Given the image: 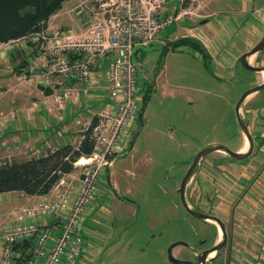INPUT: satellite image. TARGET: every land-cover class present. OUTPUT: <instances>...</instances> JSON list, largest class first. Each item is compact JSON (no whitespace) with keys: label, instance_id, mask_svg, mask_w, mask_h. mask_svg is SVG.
<instances>
[{"label":"rangeland","instance_id":"rangeland-1","mask_svg":"<svg viewBox=\"0 0 264 264\" xmlns=\"http://www.w3.org/2000/svg\"><path fill=\"white\" fill-rule=\"evenodd\" d=\"M77 1L65 0L38 30L85 28L87 19L73 15L72 9L69 12ZM179 2L190 17L161 27L155 42L162 47L134 52L143 92L142 117L136 116L128 129L129 143L135 137L133 147L128 152V143L116 153L107 168L110 174L103 179L105 204L99 212H103L100 219L105 225L94 226L90 218L86 221L94 229L86 231L102 236L95 241L99 243L94 254H86L87 264H176L168 259V248L176 242L172 254L196 264L195 253L222 240L217 224L186 211L177 189L194 156L204 147L219 143L240 151L246 141L243 152L249 148L236 104L264 78L261 71L238 63V58L263 38L264 8H255L252 16L241 8V0H230L228 6V0H170L167 8ZM255 5L264 7V0ZM35 35L36 31L5 42L8 48L16 47L17 55L13 54L5 72L0 70V79L9 74L15 82L41 88L47 95L49 91L36 80H23L21 74L29 64L27 58L37 53ZM5 47L0 43V53ZM263 60L264 48L253 54L250 64L260 66ZM97 90L105 99L92 105L84 96L86 106L81 108L89 117L77 113L74 120L79 122L80 135L65 144L78 145L98 108L106 103L105 87ZM38 101H33L37 108ZM74 106L79 108L80 103ZM239 114L253 138L251 153L238 160L223 150L212 151L198 161L185 186L188 206L217 216L225 227V245L212 251L206 264H264V88L243 100ZM3 144L2 148L11 146ZM10 150L0 151V165L27 159L14 158ZM74 167L79 172L78 165ZM88 239L86 245L93 242Z\"/></svg>","mask_w":264,"mask_h":264},{"label":"built area","instance_id":"built-area-1","mask_svg":"<svg viewBox=\"0 0 264 264\" xmlns=\"http://www.w3.org/2000/svg\"><path fill=\"white\" fill-rule=\"evenodd\" d=\"M169 2L78 0L69 12L87 19L85 28L36 31L37 53L27 58L23 80H36L58 108L100 86L107 101L96 112L91 153L74 162L79 172L74 167L64 173L50 192L0 224V264H87L86 254H94L102 236L86 231L94 230L86 221L105 225L99 212L105 204L103 179L116 153L127 147L128 129L142 106L135 46L157 41L165 23L190 17L181 2L168 9ZM45 103L46 98L40 101ZM86 238L93 242L86 245Z\"/></svg>","mask_w":264,"mask_h":264},{"label":"crops","instance_id":"crops-1","mask_svg":"<svg viewBox=\"0 0 264 264\" xmlns=\"http://www.w3.org/2000/svg\"><path fill=\"white\" fill-rule=\"evenodd\" d=\"M241 1V8L247 10L249 16H252V11L255 8H264L255 5V2L259 0ZM13 41L15 42V40ZM4 45H6L3 50L5 53L3 51L0 53V57H3L1 61L3 68H0V70L5 72L7 64L12 62L16 47L8 48L5 42ZM9 46L11 47V45ZM15 55L17 54L15 53ZM261 74L264 78V71H261ZM3 83H5V86ZM0 86L2 88V91L0 89V151L11 149L12 153L10 154H13L14 158L17 159L46 153L49 149L58 148L65 144L64 142L69 141L70 138L77 137L80 132L79 122L74 120L78 116L77 113L82 112L81 115L84 118L89 117V113L85 108L84 111L81 108L84 105L86 106L84 96L89 97L88 100L92 102V105L99 102V99H105V95L103 96L102 92L97 90L99 87H96V89L84 91L78 99H72L63 108H58L45 95L46 91L41 88H32L25 82H15L9 74L0 79ZM44 98H46V103L42 106L40 101ZM34 99L39 100L40 106L38 108L33 105ZM79 103V108H76L74 105ZM47 109H50V111H47ZM3 119L8 120L9 123L6 124ZM3 143L11 145L10 148H2ZM1 196L3 198H0V224L11 221L15 218V212H19L23 207L32 204L42 195H29L21 191H6L0 192Z\"/></svg>","mask_w":264,"mask_h":264},{"label":"trees","instance_id":"trees-1","mask_svg":"<svg viewBox=\"0 0 264 264\" xmlns=\"http://www.w3.org/2000/svg\"><path fill=\"white\" fill-rule=\"evenodd\" d=\"M65 0H0V43L28 35L42 28ZM177 44H181L177 40ZM145 98V97H144ZM144 105L142 103L141 109ZM78 145L70 143L22 161L0 165V192L22 191L29 195L48 193L62 174L74 169V162L92 151V126Z\"/></svg>","mask_w":264,"mask_h":264},{"label":"water","instance_id":"water-1","mask_svg":"<svg viewBox=\"0 0 264 264\" xmlns=\"http://www.w3.org/2000/svg\"><path fill=\"white\" fill-rule=\"evenodd\" d=\"M207 20H202L201 22H206ZM163 45L162 44H159V43H151V44H148V45H142V44H138L135 46V50L137 49H143L145 51H151V50H155L157 48H160L162 47ZM262 48H264V38L262 40H260L252 49L242 53L240 56H239V62L246 68V69H249L251 71H263L264 70V66H254L252 64H250L248 58L253 55L254 53H256L257 51L261 50ZM264 88V82L260 83V84H257L253 87H251L250 89L246 90L242 95L241 97L239 98L237 104H236V111H237V119H238V122L240 124V127L242 129V132L247 136L248 140H249V148L246 152H240V151H234L232 149H230L229 147L223 145V144H219V143H212L211 145L207 146V147H204L203 149H201L199 152H197V154L194 156L189 168L186 170L185 174L183 175L182 179H181V182L179 184V187H178V191L180 193V196H181V200H182V203L186 209V211L194 216H197V217H200V218H203L205 220L207 219H214L219 227H220V230L222 232V240L215 243L213 246H211L210 248H207V249H204L198 256H197V264H206V259L208 257V255L214 251V250H218V249H221L225 243H226V232H225V227H224V224L223 222L221 221L220 218H218L217 216L215 215H212V214H208V213H204V212H200V211H197V210H193L191 209L186 200H185V196H184V191H185V186H186V183L188 181V179L190 178V176L192 175L193 173V170L194 168L196 167V164L198 163V161L204 157L206 154L212 152V151H215V150H223L225 152H227L230 156L238 159V160H241L243 159L244 157L248 156L251 151H252V147H253V141H252V136L250 134V132L248 131L245 123L243 122L240 114H239V107H240V104L243 102V100L250 94L252 93L253 91H256V90H259V89H262ZM142 117V111L140 110L139 112V115H138V118H141ZM134 140H135V137L131 138L130 140V143H129V146H128V152L131 150V148L133 147V144H134ZM125 152V151H124ZM177 243V242H176ZM176 243H172L169 248H168V259L176 264H180V263H188L189 261H186V260H181V259H178L176 258L172 252H171V249L172 247L176 244ZM180 243V242H179Z\"/></svg>","mask_w":264,"mask_h":264},{"label":"flooded vegetation","instance_id":"flooded-vegetation-1","mask_svg":"<svg viewBox=\"0 0 264 264\" xmlns=\"http://www.w3.org/2000/svg\"><path fill=\"white\" fill-rule=\"evenodd\" d=\"M263 38H264V37H263ZM263 38H262V39H263ZM262 39H260V40H262ZM260 40H259V41H260ZM257 43H258V42H257ZM257 43H256V44H257ZM256 44H255V45H256ZM255 45H254V46H255ZM254 46H253V47H254ZM253 47H252V48H253ZM252 48H251V49H252ZM261 50H262V49H261ZM261 50H259V51H261ZM259 51H257V52H259ZM257 52H256V53H257ZM263 61H264V60H263ZM238 63H239V58H238ZM260 66H264V63H262V65H260ZM145 93H147V92L145 91ZM252 141H253V138H252ZM109 174H110V172H108V176H109ZM109 180H110V178H109ZM184 194H185V193H184ZM207 247H208V246H205V247H203L199 252L195 253V259H196V262H195V263H196V264H197V256H198V255H199L204 249H207ZM208 248H209V247H208ZM208 256H209V255H208ZM207 260H208V257H207L206 261H207ZM189 263H190V262H188V264H189Z\"/></svg>","mask_w":264,"mask_h":264},{"label":"bare ground","instance_id":"bare-ground-1","mask_svg":"<svg viewBox=\"0 0 264 264\" xmlns=\"http://www.w3.org/2000/svg\"><path fill=\"white\" fill-rule=\"evenodd\" d=\"M252 56V55H251ZM250 56V57H251ZM249 57V58H250ZM249 58H248V60H249ZM249 62H250V60H249ZM246 145H247V142L245 141V144L243 145L244 147L243 148H240V152H243V150L246 148ZM225 152V151H224ZM207 220H210L211 222H213L214 224H217L218 225V223L214 220V219H207ZM219 226V225H218ZM219 229H220V227H219ZM221 231V230H220ZM212 255V252L209 254V256L208 257H210Z\"/></svg>","mask_w":264,"mask_h":264}]
</instances>
